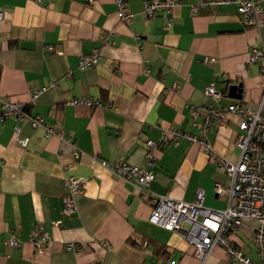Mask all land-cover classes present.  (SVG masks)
I'll return each instance as SVG.
<instances>
[{"label": "crops", "instance_id": "obj_1", "mask_svg": "<svg viewBox=\"0 0 264 264\" xmlns=\"http://www.w3.org/2000/svg\"><path fill=\"white\" fill-rule=\"evenodd\" d=\"M144 1L125 0L132 17L124 22L114 0L91 5L0 0V98L27 104L22 120L0 121V264H197L182 233L149 222V193L115 176L109 166L119 161L143 166L146 141L157 142L163 128L197 134L189 104L226 107L243 101L255 108L264 75L259 62H248V53L252 46L264 47V0L258 28L245 25L230 3L193 11L201 0H178L169 13L146 17ZM96 48L97 63L79 70L80 56ZM209 82L218 97L205 94ZM233 84H241L240 99L228 96ZM42 87L30 102V92ZM78 97L99 100L102 107L69 103ZM36 114L70 141L33 127ZM239 121L231 114L204 134L215 153L231 163L239 156ZM22 138L25 146L18 142ZM155 155L149 192L192 201L201 189L204 207L225 208L229 178L198 143L180 138ZM71 176L84 182L73 196L74 212L65 213L64 180ZM41 223L51 241L39 255L28 234ZM255 224L243 219L232 236L254 260ZM12 233L19 246L8 244ZM69 243L78 247L67 250ZM206 264L237 263L215 246Z\"/></svg>", "mask_w": 264, "mask_h": 264}, {"label": "built area", "instance_id": "obj_2", "mask_svg": "<svg viewBox=\"0 0 264 264\" xmlns=\"http://www.w3.org/2000/svg\"><path fill=\"white\" fill-rule=\"evenodd\" d=\"M77 1V0H71ZM85 4L91 5L94 0H83ZM263 0H201L192 6L193 11L198 6H212L216 3H230L236 7L242 22L247 26L258 28L262 25L260 14L262 13ZM119 18L128 22L132 13L128 9L125 0H114ZM179 4L178 0H145L142 12L146 17H154L160 12L169 13ZM4 17L0 10V20ZM170 21H168V25ZM99 50L93 49L90 54L81 55L78 69L85 70L95 65L99 59ZM248 62H259L261 72L264 75V47L252 46L248 53ZM50 87H56L50 83ZM45 88H34L30 92V102L34 101ZM207 96L218 97L213 83L209 82L204 88ZM72 105H84L89 108L102 107L99 100L85 97L73 98L69 101ZM27 104L20 101L4 100L0 98V121L12 117L22 120L25 116ZM190 118L193 124L198 123V133L192 134L170 126L163 128L157 142L146 141L147 152L143 166L119 161L110 167L112 173L125 182L138 186L144 192L149 193L151 210L149 222L169 231H177L184 235L186 241L191 245L197 264H206V259L213 247H220L225 255L237 264H264V89L255 108L251 109L243 101H236L226 107H214L208 104H189ZM236 114L240 121L238 128L240 134L236 141L239 148L238 160L231 163L218 156L212 146L205 138V130L212 123L217 122L219 126L226 123L228 116ZM200 116V120L196 119ZM30 124L33 127L44 126V135L49 137L56 134L59 138L70 141V137L55 131L51 126H45L41 115L31 117ZM18 131V127H14ZM180 138L189 142L198 143L206 150L209 157L216 160L229 178L228 200L225 208L214 210L202 205L203 191L197 189L192 201H179L167 194H153L149 192V186L154 178L156 155L155 150L164 144L176 145ZM21 146H25L27 138L18 140ZM79 155L75 151L74 156ZM83 179L66 177L64 185L68 191L62 198L63 211L72 213L75 210L73 196L79 193L83 186ZM214 188L220 191V184L215 183ZM243 219L255 220L252 242L255 247L257 259H252L243 249L237 246L232 238L241 225ZM57 226V222H53ZM28 241L37 254H43L51 241V235L41 223L35 226L28 234ZM10 246H19L21 240L10 234L7 240ZM103 244L109 248L106 242ZM78 246L69 243L67 250L76 249ZM163 264H178L176 260H168Z\"/></svg>", "mask_w": 264, "mask_h": 264}, {"label": "water", "instance_id": "obj_3", "mask_svg": "<svg viewBox=\"0 0 264 264\" xmlns=\"http://www.w3.org/2000/svg\"><path fill=\"white\" fill-rule=\"evenodd\" d=\"M241 84H233L228 87V96L235 99L241 98Z\"/></svg>", "mask_w": 264, "mask_h": 264}]
</instances>
